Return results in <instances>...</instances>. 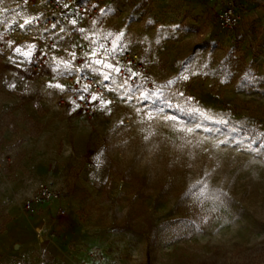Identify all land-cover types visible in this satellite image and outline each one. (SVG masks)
<instances>
[{"label": "rangeland", "instance_id": "374dc122", "mask_svg": "<svg viewBox=\"0 0 264 264\" xmlns=\"http://www.w3.org/2000/svg\"><path fill=\"white\" fill-rule=\"evenodd\" d=\"M76 1L98 5L77 27L98 41L124 30L127 52L140 55L164 95L128 103L125 89L105 91L110 113L73 112L47 86L57 82L50 70L36 77L10 62L23 60L13 48L29 44L16 18L0 13V264H264V149L215 147L226 135L264 137V0H235L249 17L232 31L218 25L219 0ZM4 9L23 20L35 13L24 0H0ZM55 33V57L90 50L73 26ZM189 61V79L169 87L213 119L165 103L184 105L164 86ZM246 72L259 78L256 89H241ZM145 108L154 119L137 111ZM173 114L175 125L165 121ZM197 123L191 134L173 130ZM40 181L61 197L29 204Z\"/></svg>", "mask_w": 264, "mask_h": 264}, {"label": "snow or ice", "instance_id": "6c2138e0", "mask_svg": "<svg viewBox=\"0 0 264 264\" xmlns=\"http://www.w3.org/2000/svg\"><path fill=\"white\" fill-rule=\"evenodd\" d=\"M57 3H60L61 0H56ZM24 4H28V0H24ZM98 5L92 4L91 8H96ZM63 8L69 9L68 13H61V16L64 20H66L68 23H70L73 26V29L77 31L81 37L84 40H87L89 43V51H81V53L77 54L75 50L68 53L70 59L65 60L64 58H58L55 56L48 57L47 59H44L45 56H47V53L40 49V55L37 56V45L35 43L26 45L24 47L16 46L13 48L14 55H19L23 57V60L17 61L13 59L12 57H9L10 62L15 65L17 68L21 67V64H27L28 67L24 68L23 70L25 72H28L31 74V67L33 65H41L43 64L45 70H50L53 74V78L57 80L56 83H52L51 81L48 83V87L50 89H56L59 90L61 93L65 91L66 86L59 83L58 80L60 77H66V76H72L76 75V83L79 85L78 88H73L72 91L78 93V99L81 102L92 104L94 107L96 106L95 102H99V109L101 111L108 109V112L110 113L111 109L108 108L109 105H111L112 101L108 100L105 101L102 99V93H92L90 92L91 85L84 83L83 81H86L92 77H100L99 80L96 81L97 84L102 86L106 92H112L116 93L119 96V90L125 89L124 95L119 96V98L124 101L130 103L133 100H140L141 103H143L144 100L148 99L149 95H156V96H163L164 91L161 88H157L155 90L153 89H147L145 90V86L147 83L148 78L144 77L143 80H141L142 74L135 72L131 68V61L128 62L127 65H121V61L119 59L120 56H123L127 50H128V43L125 42L124 36L125 32L124 30H121L117 34L108 33L107 36L103 37L102 40L98 41L95 38V33L93 32L91 35L87 34V30L83 27H77L78 22L80 20H83L84 17L80 15L81 7L77 5L75 7V15L78 17V19H69V16L72 13V9L68 4H63ZM91 8L85 7L83 11L88 12L91 10ZM4 11H8V9H4ZM100 16H106L110 14V10L106 8H100L99 9ZM101 21L99 19L93 20V24L100 23ZM41 23L47 24V19L43 16L38 17H32L31 19H25L23 23H19L18 27L20 29H25L27 26H39ZM60 24V19L58 18L54 23L50 25L51 29H55L57 25ZM49 27H44L43 32H49V39H52L53 36H58V33H52L50 32ZM39 30V28H38ZM66 29L61 27L60 32H65ZM41 39H44L42 33H41ZM60 39H63V37H60ZM59 42V41H57ZM12 43L9 42V47H12ZM52 48L56 47V43H53L51 45ZM76 46L74 45V48ZM81 48H83V45H80ZM80 59L82 60V63L77 64L76 61ZM191 63L186 62L184 65V68L181 70V75L178 76L175 80H169L167 81V84L164 86V88H167L168 92L170 93V96L172 98H176L179 100L184 101V105H181L180 103H170L169 100L166 98L165 103L168 108H175L178 112L183 113H195L198 116L202 117L203 119H213V117L210 114L205 113L198 107H194L189 104L190 101L193 100L191 97H186L179 88L173 89L169 86L177 84L179 81H187L189 79L188 75H184V70L187 68L188 64ZM87 70V71H85ZM206 74V73H205ZM225 80L222 82H227V80L230 78L231 73L225 69L224 70ZM117 79L121 81L120 84H116ZM105 81H110L114 85L113 87H109L107 84H105ZM155 83V82H153ZM260 83L259 78L255 76L254 73L246 72L244 76L242 77V81L240 84L241 89L248 90V89H256L257 85ZM9 87L15 88V85H10ZM83 93V94H80ZM70 104L73 105L71 111H77L81 104L77 103L74 100L69 101ZM139 111H145L148 119H154L155 117L152 116L148 110L145 109H138ZM157 112L160 114H163V109H157ZM165 121H171L173 125H175L177 121V117L173 115L165 116ZM221 124H227L228 121L224 119H220L218 121ZM122 123V121H121ZM197 129H202V125L199 123L196 124L195 128H173L174 131L177 132H183V133H194ZM204 131H209V129H203ZM219 131V130H216ZM230 131H237V129L233 128ZM150 136H145V140H148ZM244 140H248L249 143L245 144ZM259 140V147H252L253 144H255ZM228 146V145H236L238 149H244L247 151H252L256 153H261L262 149H264V137H261L254 133H249L246 135L243 139H237L234 136H228L222 140H220L219 144L215 145V147H219L220 145ZM201 185V187L204 186L202 181H198ZM195 187V185H193ZM216 199H219V196L216 197ZM223 203V201H221Z\"/></svg>", "mask_w": 264, "mask_h": 264}, {"label": "built area", "instance_id": "2783aa9c", "mask_svg": "<svg viewBox=\"0 0 264 264\" xmlns=\"http://www.w3.org/2000/svg\"><path fill=\"white\" fill-rule=\"evenodd\" d=\"M213 3H216L217 0H211ZM63 4H68L72 9V13L69 16V19H74L75 15V7L79 5L81 7V14L85 17H91L96 13V8H91V4H79L76 0H61L60 3H57L56 0H28V4L26 6L33 8L34 16L38 17L43 14V16L47 19V24L41 23L38 27L37 26H27L25 29H20L18 27L19 23H23V19L21 18L20 14H18L16 10H10L8 12H0L3 16L5 15H13L16 18V29L15 33L19 35V37L27 42L28 44L35 43L37 45V52L36 55H40V49H43L48 57L55 56V51L58 50V42L55 36L52 39H49V32H43L44 27H49L52 23H54L58 18L60 19V24L57 25L55 29L50 28V32L55 33L61 29V27L69 30L72 26L66 20L63 19L61 13H68L69 9H65L62 7ZM85 7L91 8L90 11L85 12L83 9ZM246 15V10L244 6L236 2L235 0H227L225 5L217 11V22L221 29L232 31L238 28V26L242 23ZM32 18V17H31ZM30 18V19H31ZM39 28V30H38ZM41 33L44 39H41ZM56 43V47L52 48L51 45ZM79 56L81 51H86L85 48H81L80 46L75 50ZM121 61V65H127L129 61H131V68L133 71L141 73L143 80L144 77H147V83L145 86V90L147 89H156V84L153 83L154 81L149 75L147 67L143 62L142 58L136 51H128L123 56L119 57ZM77 64L82 63V60L78 59L76 61ZM87 71V70H85ZM46 70L44 69L43 64L37 66L33 65L31 67V73L33 76L39 77L45 74ZM76 75L61 77L63 85L66 86L65 91L62 93V104L66 103L67 99L74 100L77 103L81 104L80 110L88 115H94L99 110V102H95L96 106L92 104H87L84 102L79 101L78 93L72 91L73 88H78L79 85L76 83ZM100 77H92L84 83L91 85L90 92L92 93H102V99L104 100L106 97L105 90L102 86L96 83ZM83 94V93H80ZM61 197V191L54 187L51 183L40 181L36 184L34 191L31 194V199L29 200V204L31 205H41L43 203L50 204L54 199H58ZM60 213H64V209H59Z\"/></svg>", "mask_w": 264, "mask_h": 264}, {"label": "crops", "instance_id": "0c3cea01", "mask_svg": "<svg viewBox=\"0 0 264 264\" xmlns=\"http://www.w3.org/2000/svg\"><path fill=\"white\" fill-rule=\"evenodd\" d=\"M226 1H227V0H219L218 5H219L220 7H223V6L225 5ZM238 3H239V2H238ZM216 4H217V1H216V3H213V5H216ZM239 4H240V3H239ZM257 10H259V9H257ZM247 11H248V9H247ZM248 17H249V12H247L246 15H245V18H244L245 22L248 20Z\"/></svg>", "mask_w": 264, "mask_h": 264}]
</instances>
